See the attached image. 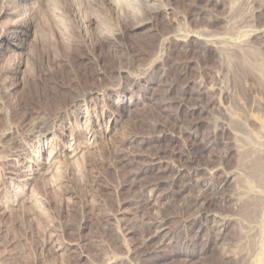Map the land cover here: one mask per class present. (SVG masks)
Wrapping results in <instances>:
<instances>
[{"label":"rangeland","instance_id":"obj_1","mask_svg":"<svg viewBox=\"0 0 264 264\" xmlns=\"http://www.w3.org/2000/svg\"><path fill=\"white\" fill-rule=\"evenodd\" d=\"M189 1L152 0L156 4L150 8L153 28L135 33L132 27L138 20L123 24L109 16L107 3L98 2L104 25L89 40L66 11L69 18L61 43L47 12L44 20L30 9L29 18L14 7L15 1L0 0V37L7 42H0V77L4 75L0 80V196L17 181L26 185L15 170L24 150L37 142L36 122L59 136L64 124L76 119L79 99L116 122L110 142L100 139L81 162L83 178L70 176L62 157L66 170L61 187L52 189L39 175L29 194L37 199L35 205L0 208V264H106L110 257V264H227L225 251L240 246L239 228L249 223L243 213L247 201L239 213L225 201L221 205L212 201L225 196L218 187L234 171L238 156L225 107L243 119L260 118L264 125V110L256 111L252 104L263 93L251 82L238 87L239 104L249 107L248 116L238 106L232 105L233 109L225 93L216 95L221 82L216 75L217 53L206 42L225 40V29L216 18H222L223 12L207 6L206 0H197L198 16L191 17ZM57 2L64 13L65 1ZM163 6L170 9V16L158 17L156 12ZM120 31L123 36L109 50L104 39ZM165 36L169 41L162 46ZM184 36H192L189 49L181 46ZM12 40L24 47V53L2 54ZM21 63H26L24 71ZM213 97L220 100V110L209 106ZM184 128L197 138L186 136ZM250 129L254 131L253 124ZM204 142L214 145L212 153ZM212 162H216L212 168L216 174L209 177L203 170L213 172L206 167ZM177 171L182 172L178 178ZM193 180L207 181V187L189 185ZM241 180L252 186L248 178ZM200 194L202 206L196 202ZM209 212L225 220L215 224L204 220L209 226L203 232L194 220L204 219ZM162 225L164 235L157 239ZM253 227L264 229L261 222ZM48 236L64 248L62 255L45 246Z\"/></svg>","mask_w":264,"mask_h":264},{"label":"bare ground","instance_id":"obj_2","mask_svg":"<svg viewBox=\"0 0 264 264\" xmlns=\"http://www.w3.org/2000/svg\"><path fill=\"white\" fill-rule=\"evenodd\" d=\"M14 1H15V5L13 3L11 6L14 5L15 8H19L18 10L21 9L22 13H24V15L26 16H28V12L30 9L31 10L35 9L39 13L41 19L45 20L47 19V17L44 16L45 15L44 12L45 13L47 12L49 15L48 18L50 19L52 25V30H54L53 33L56 35L57 39L61 41V43L64 42V37H66L63 35L65 31L64 27L65 25H67L66 22L67 18H69V17L67 18L65 17L66 11L68 12L70 11L69 13L73 18L72 21H74V23L77 26V29L79 30V33H81L86 40H89L91 38V35L94 33V31L98 30V28L100 30L103 28L104 21L103 18L101 19L99 17L101 9H99L98 2L104 4L107 3V6L110 7L112 12V15L110 14L109 16H113L114 18L119 19L120 21L123 22V24L125 23L127 24V22L130 20H133L135 22L138 20L139 22L138 23L136 22L137 24L134 25V27H132L133 28L132 32L134 33L136 31H140L152 27V23L154 22V18L150 17V12H151L150 8L153 6L152 0H64L65 1V4L63 5L64 10H62L64 11V13H61L59 11L60 8L58 6L57 0H13V2ZM183 1L185 2V0ZM206 1L207 2L205 4H207V6H209L210 8H213L215 10L220 9L223 12L222 18H218V17L216 18L220 19L219 20L220 24L224 27L223 29H225V40H221L223 38L221 37L220 40H216L213 42H206L208 43L207 48L209 47L217 53L216 63L219 64V66L216 67L217 69L216 75L219 79V82L220 81L221 82L217 85L218 87L216 86L217 87L216 92H219L216 95L223 97L225 95V98L228 99L231 106L232 105L238 106L237 108L242 109L241 113L243 114L244 112L247 115V108L249 107L247 108L244 107L243 106L244 103H243L242 104L243 107L241 108L238 101L239 99L237 97V92H238L237 89H240L238 87H242L244 83L251 82L258 87L261 93H263V96L261 98H257V97H255L254 99L252 98L253 103L252 102L251 103L254 104V106L257 108L256 111L258 109L259 111H262L260 110V108L264 110V0H206ZM189 2H190L188 8L189 14L191 15V17L194 16L197 17L198 16L197 0H190ZM11 9L12 8H10V10ZM159 9L160 10L156 12L158 17L162 18V17L170 16V9L167 6H163ZM126 14L128 16H126ZM171 15H173V13ZM70 21L71 20H69L68 23ZM119 35L123 36L122 31L117 33V35H111L104 39L105 42H108L109 44V50L115 49L114 45L112 44L114 41L117 40V37ZM191 37L188 36L185 37L183 40H181L182 42L181 46L183 48L185 49L190 48L191 42L193 41ZM168 41L169 39L167 38L163 39L161 43L162 46H165ZM0 42L2 44L7 43L3 37H0ZM22 48L24 47L23 46L19 47L18 41L12 40L7 44L6 48H2L1 51L2 54L4 53L6 54L8 51L9 52L11 51L13 53L17 51L19 52L21 51L22 53H24V49ZM153 53L155 54V52ZM19 67L20 70L24 71L26 69V63L25 65L24 63H21ZM2 76L4 77V75H1L0 80H2L1 79ZM216 97L215 98L213 97L214 99L211 98L209 106L212 107L217 106L218 107L217 109L220 110L221 107V104L219 103L220 100H217ZM75 105L77 106L76 119L74 120L73 123L67 121V123L64 124V127L61 130V132L58 134L59 136H55L57 134L54 135V133L50 130V127L45 129L42 125H40L39 122L35 123V125L33 126V133L34 132L38 133L37 142L34 143L31 149L26 148V150H24V156L22 157V160L18 162V165L16 166L17 169L15 170L16 175L19 178L21 177L25 178L26 185H23L22 183L17 181L15 185H10L6 189L4 188L5 190L1 193L0 196L1 209L2 208H6L5 210H8L9 208L14 209L15 207L19 206L18 204L20 203H24L26 208L28 206L35 205L37 203L36 201L37 199L33 197L34 195L31 196L29 194L30 192H32L31 190L33 183L34 181H36L35 179L39 175H42L43 178L47 182H49V184H51L52 189L57 187L59 188L62 186L61 175L66 170V168L65 170L62 168L64 164L61 163L62 157L65 158L67 160V163L69 164V168L66 170V172L70 176L79 177L82 174L81 172H83L81 171V162L84 163L86 161L85 159L87 154H89V152L92 149L94 150L95 146H97L98 141L100 139H105V140L107 139L110 142L111 134L113 130L112 128L116 124L115 120L107 119L105 113L99 108H92V107L88 108L85 104V100L79 99L75 101ZM122 107L124 109L126 108L125 105H123ZM232 108L234 109L233 106ZM225 111L227 113L226 114L227 119L225 120L229 122L228 123L229 130L231 129L233 131L232 136L235 135L234 138H232L233 140L235 139L234 141L235 146L233 145L235 149L233 148L232 149L236 150L238 156L235 164L236 167L235 169H233L234 171L232 170L233 172L230 171L229 173H227L225 179L218 187L219 192H223L225 190V196H223L225 198L223 197L215 198L212 201L214 202V204H219V205H221L220 204L221 201H225V204L231 206L234 209V212L238 210V208L240 210V206L242 210V203L244 202V200L247 201L248 204L247 208L246 210L244 211L242 210V211L245 215V216L243 215L244 217L248 216V218L246 217L244 220L246 221L248 219L249 223H247L248 225L243 224V228L241 229L239 228L240 234L238 235H240L239 236L240 246L237 249L232 248L231 250L225 251V256L224 255L223 256L225 257V262L227 264H264V229H262V231H258L254 229L255 227H253L254 224L261 222L264 228V128H263L264 125L260 123V121L262 120L260 118H259L260 120L258 118L254 119L253 117L252 118L249 117L248 119L245 116V119H243L244 117L240 118L236 116L237 114H234L233 112L235 111L231 110V108L225 107ZM244 115L245 114H243V116ZM61 123L64 122L62 121ZM251 124H253V128L255 127L254 131L250 129ZM184 131L186 136H190L191 138L194 139L197 138L196 134H194V132H192L191 129L184 128ZM238 132L240 134H238ZM205 148L209 152H211L210 150H214V145L213 144L211 145L210 143L207 142L205 143ZM215 163L212 162L206 167H208L211 170L214 167ZM212 171L213 172L208 173L209 171L207 170V168H204L203 173L209 175V177H213L216 174V170L212 169ZM180 172L177 173L176 175L177 178L180 175ZM243 176L244 178L246 177L248 178V180H251L252 183L251 187H247L248 184L246 185L243 183L242 180L240 181V179ZM192 177L194 176L192 175ZM81 178H83L82 175ZM200 180L190 181L191 184L189 183V185L194 187L195 185L198 187L202 186L203 188L207 187L206 184L207 181L200 182ZM230 187L231 189L229 190V193H227L226 189ZM154 199L155 198L151 197L150 200H152L154 203L157 202ZM196 202L198 204L200 202H201L200 204L204 203L201 194L196 198ZM156 206H159V204ZM38 207L36 209H38ZM239 210L237 213H239ZM201 216L202 214L200 215V217ZM200 217H198V219ZM237 217L239 218V214ZM204 220L211 221L215 224L219 222H224L225 219L223 216L215 214V212H211V213L209 212V214H205L204 219L201 220L195 219L194 222L198 223V225H201L200 227L203 232L206 231L207 227L209 226L207 221ZM234 221H236V219ZM240 222L238 219V223ZM237 225L238 227L240 226L239 224ZM162 226L163 227L159 228V230L157 229L158 231L155 236L157 239H160L161 236L164 235L165 229H164V225ZM251 227H253L254 230H252ZM50 238L53 239L52 237H49V240L45 242L46 243L45 246L52 247L56 254L62 255L64 248L62 249L61 246L55 244ZM111 262L112 259L110 257V259L106 261V264H110Z\"/></svg>","mask_w":264,"mask_h":264}]
</instances>
